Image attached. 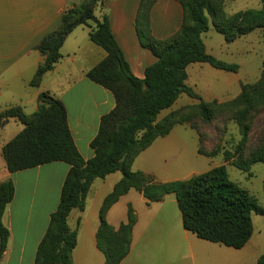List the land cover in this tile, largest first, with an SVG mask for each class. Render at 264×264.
<instances>
[{"label":"trees","instance_id":"trees-1","mask_svg":"<svg viewBox=\"0 0 264 264\" xmlns=\"http://www.w3.org/2000/svg\"><path fill=\"white\" fill-rule=\"evenodd\" d=\"M157 0H141L136 20L139 43L148 49L156 61L144 70V78H136L130 71L119 46L114 40L109 20L94 15L98 0H83L69 8L61 17L59 27L38 44L36 49L44 56L30 81L39 86L45 73L54 69L62 55L60 49L78 26H88V38L105 52V57L86 73L93 83L108 90L115 107L101 117L98 132L90 143L94 156L85 161L71 137L67 113L61 101L47 92L39 94L37 111L27 116L20 108L0 113V129L9 119L18 120L23 130L2 148L6 169L10 174L36 168L53 162L69 166L63 181L59 204L50 215L46 232L40 241L34 264H72L71 254L76 246V230H71L67 219L73 209L83 210L86 195L96 179L120 172L121 180L104 199L99 212L96 233L98 250L104 264H119L129 252L131 231L136 222L129 206L126 223L117 230L106 222L108 209L130 190L142 194L148 203L161 202L174 195L185 231L198 239L227 248L241 249L253 234L252 215L264 216V207L247 190L228 178L225 165L194 175L186 180L160 183L152 175L133 172L134 159L156 139L165 137L176 125L174 114L158 120L161 111L170 108L179 95L197 98L186 85V68L195 63L235 73L236 64L222 62L207 54L202 35L209 26L226 42L231 43L255 29L264 32V0L259 10L249 9L226 15L219 0H177L182 6L183 20L176 34L166 40L152 37L149 11ZM214 103L200 100L197 108L205 122L212 120ZM217 104V103H216ZM239 110L242 138L234 153L232 165L248 172L256 163L264 164V136L251 142L255 115L264 110V62L260 79L242 87L240 94L227 103ZM200 155L212 157L200 151ZM14 186L11 179L0 183V259L4 253L9 232L2 223L7 205L12 201ZM255 264H264V254Z\"/></svg>","mask_w":264,"mask_h":264},{"label":"crops","instance_id":"crops-1","mask_svg":"<svg viewBox=\"0 0 264 264\" xmlns=\"http://www.w3.org/2000/svg\"><path fill=\"white\" fill-rule=\"evenodd\" d=\"M82 1L0 0V113L20 108L25 115L31 116L38 109L39 94L49 93L64 105L73 142L87 161L94 156L90 143L98 132L101 117L115 107L112 94L86 77V73L105 57V52L88 38L91 28L83 25L74 28L60 49L62 57L54 69L43 75L39 86H30L36 69L44 60L36 47L59 27L62 15ZM140 1L98 0L94 15L99 20L104 15L108 17L111 34L131 73L143 79L145 68L156 58L138 40L136 20ZM182 20L183 10L177 0H157L149 11L152 37L169 39L178 32ZM175 127L134 159L133 172L152 175L160 183L182 181L201 174L193 173L185 178L174 170L138 163L139 156L150 152L158 142L167 145ZM23 128L18 120L9 119L0 129V183L11 179L14 186L12 201L2 217L9 236L0 264H34L37 247L50 215L58 207L61 187L69 170L68 165L53 162L10 174L2 148ZM121 178V173L115 172L96 179L102 183L95 185L94 181L91 184L83 210L70 212L67 223L77 233L72 264H104L96 243L99 212L104 199ZM105 185H109L108 189L100 195ZM129 206L136 222L131 231L128 255L119 264H255L261 255L250 248L251 238L241 249H232L200 240L185 231L172 194L161 202L148 203L142 194L130 190L108 209L107 224L117 230L126 223Z\"/></svg>","mask_w":264,"mask_h":264},{"label":"rangeland","instance_id":"rangeland-1","mask_svg":"<svg viewBox=\"0 0 264 264\" xmlns=\"http://www.w3.org/2000/svg\"><path fill=\"white\" fill-rule=\"evenodd\" d=\"M226 15L261 8L260 0H219ZM202 35L207 54L216 59L236 64L238 70L227 72L217 70L205 63L191 64L187 68L186 85L197 98L181 94L170 107L160 112L158 120L174 114L175 130L167 143L160 142L147 154L139 156L140 164L149 163L157 168L174 170L181 177L204 173L212 168L225 165L228 178L254 196L264 207V164L256 163L248 172H242L232 165L230 157L242 138L241 122L237 115L241 107H228L227 103L235 99L245 85L255 84L261 77L264 62V32L255 29L248 35L228 43L211 25ZM214 103L211 108L212 120L201 119L198 104ZM217 103V104H216ZM4 133V132H3ZM4 138V134H1ZM264 136V110H260L253 122L251 142ZM214 154L212 157L200 155ZM196 149V152H195ZM198 153V154H197ZM102 182L95 181V185ZM109 185H105L100 195H104ZM253 234L250 248L264 254V216L252 215ZM260 255V256H261Z\"/></svg>","mask_w":264,"mask_h":264},{"label":"water","instance_id":"water-1","mask_svg":"<svg viewBox=\"0 0 264 264\" xmlns=\"http://www.w3.org/2000/svg\"><path fill=\"white\" fill-rule=\"evenodd\" d=\"M1 243H2V241H1V236H0V250H1Z\"/></svg>","mask_w":264,"mask_h":264}]
</instances>
